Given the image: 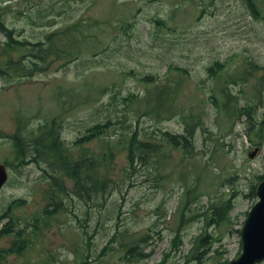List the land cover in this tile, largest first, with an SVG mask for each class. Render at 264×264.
<instances>
[{
	"label": "rangeland",
	"instance_id": "obj_1",
	"mask_svg": "<svg viewBox=\"0 0 264 264\" xmlns=\"http://www.w3.org/2000/svg\"><path fill=\"white\" fill-rule=\"evenodd\" d=\"M253 3L258 18L244 0H0L1 20L26 44L10 52V67L18 62L27 71L0 79V164L8 170L0 228L12 218L25 241L8 264H224L237 257L253 187L264 176V137L257 144L247 116L228 119L210 96L225 104L227 82L231 94L243 91L238 107L247 101L256 120L263 116L264 82L256 80L264 75V0ZM157 95L169 98L174 115L148 111L143 100ZM194 106L203 131L186 156L167 148L163 134L183 133ZM107 121L85 144L88 153L105 154L112 184L103 196L78 197L55 166L17 158L18 131L28 145L54 123L55 136L77 154L74 141ZM129 130L155 146L146 163L128 168ZM56 179L64 181L56 187L60 206L49 199ZM206 235L197 253L195 241ZM11 241L0 238V249Z\"/></svg>",
	"mask_w": 264,
	"mask_h": 264
},
{
	"label": "trees",
	"instance_id": "obj_2",
	"mask_svg": "<svg viewBox=\"0 0 264 264\" xmlns=\"http://www.w3.org/2000/svg\"><path fill=\"white\" fill-rule=\"evenodd\" d=\"M245 6L250 8V13L253 17L258 18V13L253 8V0H244ZM158 25L162 26L165 24L163 21L154 20ZM0 35L3 37L5 41H0V79L5 81L6 75L10 70L18 71V78H22L27 76V71H25L23 65L17 62L16 67H10V52L15 50L16 47H24L26 44L17 43L12 35L10 29L4 24L0 17ZM50 49V48H48ZM19 51V50H16ZM55 57L63 58L62 54L53 55ZM34 59L40 58L41 60L44 57L32 56ZM53 59L48 58L45 60V65L47 66ZM218 65V63H217ZM211 65L210 68L206 69L208 75H211L214 71V68ZM26 68V67H25ZM257 69L256 66L252 67V70L255 71ZM252 74V72L250 73ZM243 81L247 79V72L241 77ZM146 81H152L151 79H145ZM264 82V75H259L257 86L260 85V82ZM232 82H235L234 80ZM262 82V83H263ZM235 83L233 85H237ZM264 87V86H262ZM222 94L225 100V104L220 105L218 101L215 99L214 95L211 94L210 101L213 106L217 109L224 111V115L228 119L232 118H241L246 117L248 123L251 127L250 131L254 130L255 138L257 140V144L262 143L264 137V111L263 116L259 120H256L253 117L255 104H247L245 101V105L238 107L237 99L243 96V91L240 88L238 91V95H233L230 93V88L227 82H224V87L222 90ZM144 102L149 104V112L155 113L156 115L159 113H166L169 116L174 115L173 110L171 108V104L169 102V98H163L161 95H157L155 97L147 96L143 100ZM232 103L233 106L227 107L229 103ZM196 107L194 106L189 108V113L193 115L184 116L182 122L184 124V131L181 134H170L164 133V136H167V148H173L175 150L183 151V154L191 155L192 153V140L195 136L197 130H202V125L204 121L203 112L195 113ZM226 111V112H225ZM124 120H126V116H123ZM54 124V123H53ZM110 121H107L105 124H96L94 127L90 128L85 136L81 138H77L74 141V146L78 148L77 154H74L67 147H64L63 142L55 136L54 128L49 127L46 128L43 132H41L35 140L31 141L30 144H25L20 132H16L12 137L15 147V152L17 154V158L25 159L27 157L30 160L35 161H43L46 162L49 166H55L56 171L65 175L72 182V192L74 195L78 197L86 196L89 197L90 191L93 193L97 192L104 195V193L111 188L112 179L109 175L108 165L105 162L104 153L94 154L88 153V149L85 147L87 141L97 138V136L101 133V131L107 127ZM125 143L126 150V160L128 164V168L132 167L136 162H143L150 158L151 155L147 153L154 152V146L149 142V139L144 136L143 138L138 137L136 131H130L129 135L123 138ZM111 153V152H110ZM126 169V171L128 170ZM165 178H169L170 174L166 173L163 175ZM264 176L260 178L263 179ZM55 179V177L53 178ZM180 181L185 184L184 174L180 173ZM59 184H64V181H50V189L49 196L50 200L54 202V205L60 206L62 204L63 196L60 191L56 189ZM191 190L186 188V194H188ZM22 204L19 202V207ZM219 215V212H216ZM6 217L11 218L10 215ZM38 218H35L37 220ZM193 219H188L191 221ZM187 222V221H186ZM18 225V228L15 226ZM35 228V227H34ZM36 229V228H35ZM24 231L19 228V224L14 223V220L11 218V222L5 224L0 228V238H4L7 240L8 238H12L11 243L8 248L0 249V264H8L6 261V257L9 254L13 253H21L25 248V241L23 239ZM15 236V237H14ZM14 237V238H13ZM208 239L210 241L211 237L206 235L205 237H199L195 241L194 251L199 253V250L202 246L208 244Z\"/></svg>",
	"mask_w": 264,
	"mask_h": 264
},
{
	"label": "water",
	"instance_id": "obj_3",
	"mask_svg": "<svg viewBox=\"0 0 264 264\" xmlns=\"http://www.w3.org/2000/svg\"><path fill=\"white\" fill-rule=\"evenodd\" d=\"M256 151L249 154L253 157ZM7 178L6 170L0 165V189ZM258 201L249 210L240 229V254L227 264H260L264 261V180L255 188Z\"/></svg>",
	"mask_w": 264,
	"mask_h": 264
}]
</instances>
